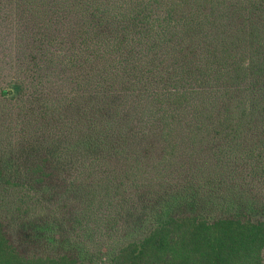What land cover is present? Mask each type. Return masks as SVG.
I'll list each match as a JSON object with an SVG mask.
<instances>
[{"label":"trees","instance_id":"obj_1","mask_svg":"<svg viewBox=\"0 0 264 264\" xmlns=\"http://www.w3.org/2000/svg\"><path fill=\"white\" fill-rule=\"evenodd\" d=\"M16 8L25 17L39 13L46 24L40 36L49 41L63 32L73 38L66 59L89 66L81 87L96 98L80 112L87 134L78 141L88 150L131 154L144 132L135 120L141 116L142 128L162 132L174 153L159 168L162 181L181 178V145L195 152L206 143L210 162L182 168L187 185L174 199L193 207L192 215L167 212L139 239L108 236L100 249L89 237L77 241L80 257L24 256L0 213V264H264V221L226 214L253 210L257 201L248 196L264 190V0H0L1 15ZM42 51L44 63L60 67L51 44ZM118 86L136 98L131 120L107 98ZM42 108L46 125L54 114ZM178 133L184 138L174 146Z\"/></svg>","mask_w":264,"mask_h":264},{"label":"rangeland","instance_id":"obj_2","mask_svg":"<svg viewBox=\"0 0 264 264\" xmlns=\"http://www.w3.org/2000/svg\"><path fill=\"white\" fill-rule=\"evenodd\" d=\"M30 13L34 17L21 15L17 8L9 15L0 13V213L13 245L27 257H80L83 248L78 242L88 237L100 249L109 242L108 236L139 239L167 212L192 215L193 207L174 198L187 185L182 168L188 172L192 164L204 163L200 160L210 162L205 158L209 145L199 143L195 152L181 145L177 156L181 178L164 181L159 168L172 164L173 150L162 132L142 128L141 116L135 120L144 132L130 145L131 154L115 153L121 156L114 158L88 150L78 141L87 134L80 112L92 107L96 98L81 87L90 76L89 66L66 59L73 58L75 43L64 32L50 41L47 34L40 36L46 24L39 13ZM47 44L53 46L60 67L43 62ZM107 95L113 108L122 105L131 120L136 98L119 86ZM48 105L54 116L42 125L40 111ZM29 116L36 122L31 123ZM183 138V133L175 135L174 146ZM129 159L138 161L134 168L128 166ZM110 193L112 202L106 200ZM248 197L257 201L253 210L246 206L226 214L264 221V190ZM224 203L229 204V197ZM226 209L220 208L219 214ZM99 255H93L97 262L104 260Z\"/></svg>","mask_w":264,"mask_h":264}]
</instances>
